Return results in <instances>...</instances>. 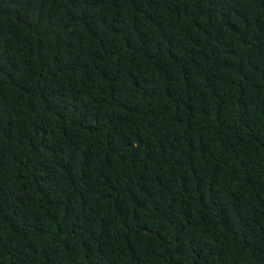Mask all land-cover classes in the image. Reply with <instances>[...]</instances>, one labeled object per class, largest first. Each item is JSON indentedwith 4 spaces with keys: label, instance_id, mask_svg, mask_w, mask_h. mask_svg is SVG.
<instances>
[{
    "label": "trees",
    "instance_id": "16d2710c",
    "mask_svg": "<svg viewBox=\"0 0 264 264\" xmlns=\"http://www.w3.org/2000/svg\"><path fill=\"white\" fill-rule=\"evenodd\" d=\"M0 264H264V0H0Z\"/></svg>",
    "mask_w": 264,
    "mask_h": 264
}]
</instances>
